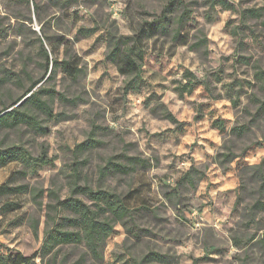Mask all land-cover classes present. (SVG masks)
Returning <instances> with one entry per match:
<instances>
[{
	"label": "rangeland",
	"instance_id": "374dc122",
	"mask_svg": "<svg viewBox=\"0 0 264 264\" xmlns=\"http://www.w3.org/2000/svg\"><path fill=\"white\" fill-rule=\"evenodd\" d=\"M167 1L0 0V110L38 80L35 89L53 91L52 98H43L52 100L54 114L51 119L37 114L48 127L43 135L0 127V147L21 146L33 156L45 150L53 159L31 169L13 154L0 167V184L23 171L15 184L43 191L41 206L30 192L0 197V264L40 250L48 190L68 197L74 147L91 131L102 144L79 156L86 159L82 176L93 188L130 196L125 202L135 209L133 225L115 224L101 261L83 244H69L61 247L57 264H193L196 258L195 264H264V192L254 176L264 161V112L257 113L255 102L264 100V89L252 67L257 61L264 70V12L261 19L246 21L249 28L240 24V12L264 8V0H217L215 5L183 0L192 11L183 41L172 39L178 6L167 32L158 28L144 40L143 84L124 95L125 78L105 58L107 34H135ZM79 28L95 30L83 36ZM195 42L199 45L190 47ZM41 44L50 59H76L77 78L51 64L46 71ZM190 74L195 89L180 96L177 88ZM158 104L178 123L152 112ZM238 126L246 129L231 131ZM229 150L234 157L227 160ZM122 151L149 158L152 166L100 177L105 159ZM75 197L92 203L84 195ZM5 203L13 205L2 207ZM148 251L166 254L169 261H144ZM28 264L45 261L37 255Z\"/></svg>",
	"mask_w": 264,
	"mask_h": 264
},
{
	"label": "trees",
	"instance_id": "16d2710c",
	"mask_svg": "<svg viewBox=\"0 0 264 264\" xmlns=\"http://www.w3.org/2000/svg\"><path fill=\"white\" fill-rule=\"evenodd\" d=\"M217 0H212L215 5ZM179 6V7H178ZM179 8V13L175 16L176 27L172 30V39L175 41H183L181 36L182 29L187 20L191 16L189 4L183 0H168L164 5L159 16L152 20H145L138 31L133 35H120L112 33L107 34V53L105 58L113 63L124 80L123 94L127 95L133 89L138 88L143 84L142 66L144 56V40L149 36V32L155 31L158 28L163 32L172 14ZM226 9H231L230 4H225ZM264 8H246L240 12V24L246 26L248 19H261L263 17ZM260 25L264 29V19L260 20ZM249 28L248 26H246ZM94 28L85 29L79 28L78 32L83 36L90 35L94 32ZM238 27L233 29V33L237 35ZM198 42L193 43L190 47H197ZM41 52L46 62V71L51 64L54 71L60 69L71 80H75L80 72L76 59H50L47 50L41 44ZM255 69L254 75L256 80L264 89V70L256 61L252 64ZM2 80H0V86ZM39 81H33L26 89L24 94L10 104L2 107L0 110V127L6 130H17L21 127H26L35 134H46L48 127L43 124L38 117V113L44 114L46 119L53 118L52 100L53 91L47 88L35 87ZM196 80L190 74L187 82L179 85L177 90L180 96L184 93H192L195 89ZM207 89V86H204ZM28 95V96H27ZM46 95L49 98H43ZM26 97L24 100H22ZM74 102V99L66 100ZM258 103L257 113L264 112V100H255ZM6 111V112H5ZM161 113V115L172 123H178L174 115L163 105L158 104L152 108V112ZM5 112L4 114H2ZM2 114V115H1ZM216 126L223 127L220 120H213ZM97 128L96 126H93ZM223 129V128H222ZM246 129L245 126L233 127L232 132L237 134L242 133ZM102 144V141L96 138L95 133L91 131L87 138L75 145L73 154L74 162L71 165V172L68 175L69 195L61 198L57 191L48 190V202L45 204V227L43 231V243L39 251L35 252L31 257L16 256L11 260L14 264H28L37 255L45 264H57V256L64 245L83 244L93 259L101 261L103 259V250L107 239L112 235L114 226L117 222L122 225L127 223L132 224L133 212L135 209H130L126 205V200L130 196L120 197L114 192L102 189L101 187L93 188L84 178L80 169V165L86 163V159L78 160L79 156L93 148ZM131 144H127L130 146ZM16 155L24 166L35 169L43 165H48L52 162V158L48 156L45 150L38 156H33L32 153L21 146L0 147V167L4 166L7 159L12 155ZM225 159H232V152L229 150L224 154ZM152 166L149 158L139 155L129 156L125 151L120 154L113 155L105 159L104 164L98 168L100 177L109 173H118L129 175L138 170H146ZM26 171V170H25ZM23 171L14 172L6 182L0 184V197L7 195H15L22 192H30L33 201L36 205L43 204V191L30 188L27 184H15L17 174H22ZM189 174H186L188 176ZM254 176L259 181V190L264 192V161L262 160L254 170ZM185 179V177L183 178ZM84 195L92 203L86 204L84 201L75 197V195ZM263 202L258 201L257 204ZM13 205L5 203L2 207ZM141 208H137L139 210ZM66 212L67 214H64ZM32 232L35 236L38 234V224L34 222L31 225ZM144 261H169L168 256L156 251H148L144 257ZM199 258L194 259L195 264ZM61 261L59 264H64Z\"/></svg>",
	"mask_w": 264,
	"mask_h": 264
},
{
	"label": "water",
	"instance_id": "95a60500",
	"mask_svg": "<svg viewBox=\"0 0 264 264\" xmlns=\"http://www.w3.org/2000/svg\"><path fill=\"white\" fill-rule=\"evenodd\" d=\"M5 112H6V111H5ZM5 112H3L2 114H4ZM2 114H1V115H2Z\"/></svg>",
	"mask_w": 264,
	"mask_h": 264
}]
</instances>
